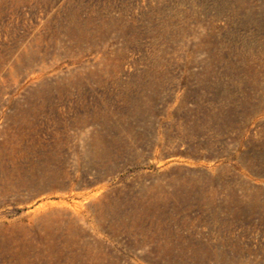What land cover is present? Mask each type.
<instances>
[{
    "label": "rangeland",
    "instance_id": "obj_1",
    "mask_svg": "<svg viewBox=\"0 0 264 264\" xmlns=\"http://www.w3.org/2000/svg\"><path fill=\"white\" fill-rule=\"evenodd\" d=\"M0 264H264V0H0Z\"/></svg>",
    "mask_w": 264,
    "mask_h": 264
},
{
    "label": "bare ground",
    "instance_id": "obj_2",
    "mask_svg": "<svg viewBox=\"0 0 264 264\" xmlns=\"http://www.w3.org/2000/svg\"><path fill=\"white\" fill-rule=\"evenodd\" d=\"M147 98H148V97H147ZM119 156H120V155H119ZM53 174H54V173H53ZM44 175H45V174H44ZM46 175H48V174H46ZM55 175H57V173H55ZM53 177H55V176H53ZM47 178H48V177H47ZM47 178H46V179H47ZM55 179H56V178H55ZM51 180H52V179H51ZM51 184H53V183H51Z\"/></svg>",
    "mask_w": 264,
    "mask_h": 264
}]
</instances>
